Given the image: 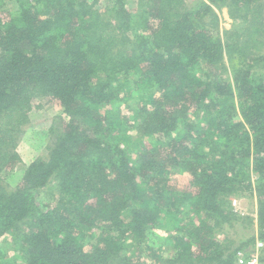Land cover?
Returning <instances> with one entry per match:
<instances>
[{"label":"trees","instance_id":"trees-1","mask_svg":"<svg viewBox=\"0 0 264 264\" xmlns=\"http://www.w3.org/2000/svg\"><path fill=\"white\" fill-rule=\"evenodd\" d=\"M99 1L0 0V264H236L264 239V0ZM44 99L58 124L25 164ZM241 219L256 233L218 236Z\"/></svg>","mask_w":264,"mask_h":264},{"label":"rangeland","instance_id":"rangeland-1","mask_svg":"<svg viewBox=\"0 0 264 264\" xmlns=\"http://www.w3.org/2000/svg\"><path fill=\"white\" fill-rule=\"evenodd\" d=\"M199 1H207V0H187V4L192 6L194 2ZM127 5L129 7L135 6L137 3V0H126ZM3 5L6 7V9H13L14 4L12 2L5 1ZM109 5L107 0H100L98 3V7L101 10H104ZM220 16V30H226V29H234L237 27V22L232 20L228 14L227 10L223 8L221 12H219ZM262 51H264V46L262 47ZM43 102V111L39 115V117H36L35 119L31 120L30 124L28 123L24 127L23 133L18 137L17 143H16V150L19 153L22 162L25 164H28L31 160H33L36 157L40 156H46V148L48 142L50 143V140L48 139V133L47 128L51 125L52 122L58 124L59 115H60V107H58L56 104L51 103L50 101L44 99ZM121 105H115L114 106V114H118L120 118L122 119L123 116L126 115L125 109ZM116 114V115H117ZM125 114V115H124ZM114 119L116 117L114 116ZM123 120V119H122ZM128 129H129V120H128ZM129 133L132 134L135 137H140L138 130L135 128V126L129 130ZM133 138V137H132ZM49 140V141H48ZM130 140H127L126 143H130ZM138 142V141H137ZM135 149V148H134ZM20 172L15 171L12 174L5 177L4 182L8 184L9 186H13L19 179ZM234 199V198H233ZM232 205L236 207L238 212H242L243 217H249L254 220L255 212H256V199L251 196H245L241 198H235L232 201ZM125 216H128V212L124 213ZM250 220H236L233 225L228 227L225 225L222 230L218 231V236L220 238L228 237L232 240H235V244L238 243L240 238L249 237V235L256 233L257 227L255 225V222ZM250 221V223H249ZM171 226H162L161 224L157 226L153 231H151L147 237L145 238V244L149 246L157 247L164 235H167L169 232H171ZM0 253L4 256V258L7 261H10L13 263L14 257H15V250L13 246L9 243V241L2 240L0 241ZM145 260V259H143ZM141 264H154L151 259L148 258L145 262H141Z\"/></svg>","mask_w":264,"mask_h":264},{"label":"built area","instance_id":"built-area-1","mask_svg":"<svg viewBox=\"0 0 264 264\" xmlns=\"http://www.w3.org/2000/svg\"><path fill=\"white\" fill-rule=\"evenodd\" d=\"M264 247V239L256 238L253 248L247 249V252H238L236 264H264L260 250Z\"/></svg>","mask_w":264,"mask_h":264}]
</instances>
